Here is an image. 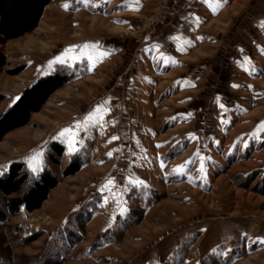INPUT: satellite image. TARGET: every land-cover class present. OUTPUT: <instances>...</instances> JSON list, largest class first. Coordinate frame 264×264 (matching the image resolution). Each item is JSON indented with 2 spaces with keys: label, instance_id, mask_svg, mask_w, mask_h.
Wrapping results in <instances>:
<instances>
[{
  "label": "rangeland",
  "instance_id": "obj_1",
  "mask_svg": "<svg viewBox=\"0 0 264 264\" xmlns=\"http://www.w3.org/2000/svg\"><path fill=\"white\" fill-rule=\"evenodd\" d=\"M158 1L52 0L2 44L0 116L40 76L72 79L0 140V176L20 161L28 181L60 177L41 207L0 218V264H264V48L234 58L212 24L175 19L141 43Z\"/></svg>",
  "mask_w": 264,
  "mask_h": 264
},
{
  "label": "trees",
  "instance_id": "obj_2",
  "mask_svg": "<svg viewBox=\"0 0 264 264\" xmlns=\"http://www.w3.org/2000/svg\"><path fill=\"white\" fill-rule=\"evenodd\" d=\"M52 0H0V73L6 65V53L2 44L32 31L42 19L46 7ZM65 72H54L37 78L28 86L0 116V140L6 133L29 122L33 112L39 111L50 95L71 80ZM4 97L0 94V102ZM54 149L63 154V145L54 143ZM82 160L74 156L63 170L64 177L78 172ZM25 164L16 161L11 164L9 173L0 176V218L16 214L20 206L35 210L42 206L50 191L58 185L60 177L49 167H45L33 180L28 181L29 173L22 172ZM24 183L27 188L19 192Z\"/></svg>",
  "mask_w": 264,
  "mask_h": 264
},
{
  "label": "crops",
  "instance_id": "obj_3",
  "mask_svg": "<svg viewBox=\"0 0 264 264\" xmlns=\"http://www.w3.org/2000/svg\"><path fill=\"white\" fill-rule=\"evenodd\" d=\"M211 24L220 33L218 47L234 58H237L238 51L264 48V0H183L170 30L180 33L183 27H195L199 31ZM104 122L100 126L101 131L109 126L108 122ZM58 185L42 204L53 197ZM61 202L68 206V201L63 197L57 199L56 204L60 205ZM107 215L110 220L112 213L108 212ZM102 217L105 218V215ZM101 219L95 224L97 229L104 223Z\"/></svg>",
  "mask_w": 264,
  "mask_h": 264
},
{
  "label": "built area",
  "instance_id": "obj_4",
  "mask_svg": "<svg viewBox=\"0 0 264 264\" xmlns=\"http://www.w3.org/2000/svg\"><path fill=\"white\" fill-rule=\"evenodd\" d=\"M183 0H159L155 10L144 18L137 41L149 42L159 28L172 22L179 14Z\"/></svg>",
  "mask_w": 264,
  "mask_h": 264
},
{
  "label": "snow or ice",
  "instance_id": "obj_5",
  "mask_svg": "<svg viewBox=\"0 0 264 264\" xmlns=\"http://www.w3.org/2000/svg\"><path fill=\"white\" fill-rule=\"evenodd\" d=\"M82 47L85 48V49H87V48L89 47V45L85 44V45H83ZM70 50H71V49H68V50H66V51H70ZM73 59H75V58H73ZM89 59H91V57H89ZM57 63H60V64L66 63L64 56H57L53 61H50V62H49V67L51 68L52 65H55V64H57ZM17 99H18V98H17ZM88 119L91 120L92 117H89ZM86 123H87V122H86ZM260 127H261V128H264V122H262V124H261ZM68 131H69L68 129H65V130H63L59 135H60L61 137H63ZM113 139H116V137H113ZM109 155H111V153H109ZM162 166H163V165H162ZM33 171H35V169H33ZM174 171H175V170H174ZM199 171H201V172L204 171L203 165H201V168L199 169ZM126 211H127L126 208H121V210H120V214L123 215Z\"/></svg>",
  "mask_w": 264,
  "mask_h": 264
},
{
  "label": "bare ground",
  "instance_id": "obj_6",
  "mask_svg": "<svg viewBox=\"0 0 264 264\" xmlns=\"http://www.w3.org/2000/svg\"><path fill=\"white\" fill-rule=\"evenodd\" d=\"M21 210H23V208Z\"/></svg>",
  "mask_w": 264,
  "mask_h": 264
}]
</instances>
